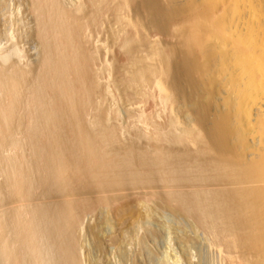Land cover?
Segmentation results:
<instances>
[{
    "label": "bare ground",
    "instance_id": "bare-ground-1",
    "mask_svg": "<svg viewBox=\"0 0 264 264\" xmlns=\"http://www.w3.org/2000/svg\"><path fill=\"white\" fill-rule=\"evenodd\" d=\"M103 1L29 0L30 26L20 0H0V264H103L104 236L80 216L91 198L73 191L133 184L136 173L209 180V189L173 193L177 206L227 239L234 262L264 264V0H124L130 23L178 36L158 41L154 64L129 67L130 86L158 72L174 115L169 131L158 122L147 135L181 146L157 141L155 152L120 139L101 111L88 112L99 84L77 10L99 13ZM29 37L35 60L20 45ZM115 59L106 57L111 70Z\"/></svg>",
    "mask_w": 264,
    "mask_h": 264
},
{
    "label": "rangeland",
    "instance_id": "rangeland-1",
    "mask_svg": "<svg viewBox=\"0 0 264 264\" xmlns=\"http://www.w3.org/2000/svg\"><path fill=\"white\" fill-rule=\"evenodd\" d=\"M20 2L22 10L19 16L25 19L26 24L28 22L30 26H33V17L28 9L29 0H20ZM103 4L105 7L96 14L93 11V5H89L84 11L77 10L81 16L82 39L96 57L93 73L99 88L96 87L91 92V98H93L91 103H94V106L89 105L90 116L97 117L96 114L101 111L99 116L102 120L105 119V123L111 122L117 128L120 139L126 143L134 142L139 145L145 144V146L149 143L146 148L149 147L148 150H154V152L157 147L154 144L157 145V141L171 148L181 146L164 135H158L156 141L152 134L155 123L162 122L164 131H169L170 124L174 121V115L168 108H164L165 104L156 88L158 72L149 73L146 80H140L143 83L132 81L130 86V80H127L132 77L129 76V74L132 75L129 71L132 64L133 68H130L133 71L143 61L149 64L156 62L158 41L169 45L178 40L174 28H170L166 34L154 30L146 32L140 26L129 22L124 0H104L102 6ZM11 8L9 4V9ZM10 22L9 16V26ZM9 31L10 29L6 31L7 33L4 32L6 38L3 41L9 42ZM127 38L134 40L136 47L132 53L138 56L139 60L136 59L138 62L135 60L137 57L127 52V44L124 43ZM36 42L37 40L30 37L20 42L33 60L37 58L39 52ZM128 54L132 55V58L135 57L132 59L135 61H132ZM109 55L116 58V63L111 66L112 70L109 62L106 63V57ZM138 83H141L139 87ZM146 118L149 120L148 124L146 120L142 123L141 120ZM148 131L154 136L152 139L150 134L147 135ZM154 140L156 142H152ZM151 145L155 147L151 148ZM141 168L147 170L150 166ZM138 175V173L135 175L136 183L124 184L118 188L100 190L92 187L86 193L73 191L78 198L84 196L91 198V201L82 208L80 216L93 233L98 232L104 236L101 258L103 264L138 262V264H166V262L175 264L176 255L177 257L180 255V264H240L237 260L234 262L228 255L229 252L234 253L235 249L231 247L227 239L214 238L200 222L199 216H195L191 210L180 209L173 199V193L177 191L190 194L193 189H209L214 184L203 179L198 173L194 178L186 181L175 178L168 182L166 181L169 178H165L164 175L161 178L156 175L143 177H139L141 174ZM108 197L113 198L107 199ZM93 233H88L90 239L93 238Z\"/></svg>",
    "mask_w": 264,
    "mask_h": 264
}]
</instances>
